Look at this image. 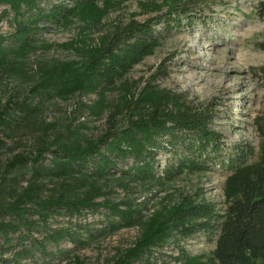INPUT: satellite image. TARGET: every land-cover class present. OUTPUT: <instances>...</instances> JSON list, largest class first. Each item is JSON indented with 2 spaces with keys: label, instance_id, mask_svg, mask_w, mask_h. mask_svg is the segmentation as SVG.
Listing matches in <instances>:
<instances>
[{
  "label": "trees",
  "instance_id": "trees-1",
  "mask_svg": "<svg viewBox=\"0 0 264 264\" xmlns=\"http://www.w3.org/2000/svg\"><path fill=\"white\" fill-rule=\"evenodd\" d=\"M118 2L0 0L2 16L13 12L17 22L9 37L0 35V73L24 74L29 54L50 48L36 42L40 23L68 25L79 20L85 27H100ZM255 10L264 18V0H258ZM191 11L187 2H178L169 10L170 19L179 26L184 18L191 20ZM161 20H132L97 42L78 39L65 44L81 58L41 62L27 100L13 94L0 108V126L8 130L14 121L33 119L45 102L75 95L98 96L87 105L92 114L110 110L100 136L86 138L68 129L51 139L49 132L56 124H47L35 150L14 155L0 170V264H23L28 259L52 264L72 251L62 244L85 246L96 232L105 235L123 228H137L139 234L120 264H135L145 257L149 261L154 250L197 234L214 240V248L193 254L178 245L175 259L180 264H264V145L255 160H250L253 148L243 145L236 146L227 160L219 159L224 143L209 125L210 111L185 105L151 81L138 91L123 80L161 45L154 27ZM114 90L118 100L108 102L106 93ZM217 160L228 170L222 211L198 193L162 202L147 212L149 198L138 202L128 196L149 190L152 197L154 187L166 190L182 174L207 172ZM53 182L51 192L45 193ZM117 189L127 197L117 201ZM74 257L79 262L78 255Z\"/></svg>",
  "mask_w": 264,
  "mask_h": 264
},
{
  "label": "rangeland",
  "instance_id": "rangeland-1",
  "mask_svg": "<svg viewBox=\"0 0 264 264\" xmlns=\"http://www.w3.org/2000/svg\"><path fill=\"white\" fill-rule=\"evenodd\" d=\"M60 3L62 0H51ZM71 0H66L69 3ZM119 4L103 20L100 27H85L75 20L68 25L40 23L35 35L37 44L49 45L29 54L24 62V74L0 73V108L7 104L11 95L21 101L30 95L36 84V71L43 61L54 59H80L79 53L66 46L78 39L88 43L97 42L103 35L115 33L130 21L145 22L162 18L155 30L161 35V45L154 54L135 65L123 80L140 91L149 81L159 88L176 94L185 105L199 112L210 111L213 116L210 127L221 136L222 148L219 159H228L238 145L253 148L250 160L257 159L264 136L260 123L264 117V18L255 10L258 0H118ZM187 2L192 8L191 20L184 18L183 24L171 20L169 10L173 5ZM0 7V35L10 36L17 22L13 12L2 16ZM175 13L172 14L174 17ZM190 23V24H189ZM85 27V28H84ZM117 90L107 91L108 102L118 100ZM98 99L96 94L75 95L68 100L55 99L45 102L34 118L23 123H12V130L0 126V170L18 153L28 154L35 150L44 136L45 125L56 124L49 132L53 139L68 129L78 131L86 138H96L107 128L110 110L100 115L92 114L87 105ZM11 106V104L9 105ZM10 110V109H9ZM212 163L207 172L184 173L172 181L164 190L154 187L128 196L138 202L148 200L149 211L168 200L177 201L181 195L198 193L199 198L214 203L219 211L226 207L223 192L228 170L221 163ZM56 182L48 183L45 193H50ZM127 194L117 189L114 198L119 201ZM94 226L98 227L99 223ZM137 228H123L105 235H98L85 246L66 242L62 247H73L66 258L60 257L52 264H120L124 252L134 246ZM190 253H209L215 245L206 235L179 243L169 242L154 250L135 264H180L175 258L178 247ZM74 255H78V260ZM5 254L4 258H8ZM122 262V261H121ZM23 264H35L31 259Z\"/></svg>",
  "mask_w": 264,
  "mask_h": 264
}]
</instances>
